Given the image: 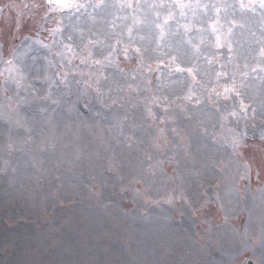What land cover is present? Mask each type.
Masks as SVG:
<instances>
[{
    "label": "rangeland",
    "instance_id": "rangeland-1",
    "mask_svg": "<svg viewBox=\"0 0 264 264\" xmlns=\"http://www.w3.org/2000/svg\"><path fill=\"white\" fill-rule=\"evenodd\" d=\"M67 2L0 0V264H264L261 0Z\"/></svg>",
    "mask_w": 264,
    "mask_h": 264
},
{
    "label": "snow or ice",
    "instance_id": "snow-or-ice-1",
    "mask_svg": "<svg viewBox=\"0 0 264 264\" xmlns=\"http://www.w3.org/2000/svg\"><path fill=\"white\" fill-rule=\"evenodd\" d=\"M50 3H56L57 0H49ZM60 4L65 7V8H68V7H76L77 5L75 4H70L67 2V0H59ZM261 6L264 7V0H261ZM97 63H99V61H97Z\"/></svg>",
    "mask_w": 264,
    "mask_h": 264
},
{
    "label": "water",
    "instance_id": "water-1",
    "mask_svg": "<svg viewBox=\"0 0 264 264\" xmlns=\"http://www.w3.org/2000/svg\"><path fill=\"white\" fill-rule=\"evenodd\" d=\"M79 110L83 113V114H86L87 113V111H86V109H84L81 105L79 106ZM246 264H254L252 261H248V263H246Z\"/></svg>",
    "mask_w": 264,
    "mask_h": 264
},
{
    "label": "trees",
    "instance_id": "trees-1",
    "mask_svg": "<svg viewBox=\"0 0 264 264\" xmlns=\"http://www.w3.org/2000/svg\"><path fill=\"white\" fill-rule=\"evenodd\" d=\"M129 203H130L129 200H125V201H123V202L121 203V206H122L123 208H126V206H127Z\"/></svg>",
    "mask_w": 264,
    "mask_h": 264
}]
</instances>
